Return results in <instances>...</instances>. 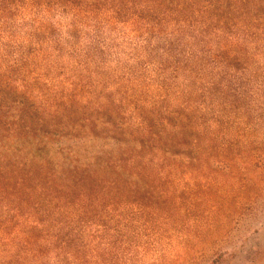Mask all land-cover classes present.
I'll use <instances>...</instances> for the list:
<instances>
[{"label": "rangeland", "instance_id": "obj_1", "mask_svg": "<svg viewBox=\"0 0 264 264\" xmlns=\"http://www.w3.org/2000/svg\"><path fill=\"white\" fill-rule=\"evenodd\" d=\"M1 8L0 76L20 91L51 110L113 107L135 126L148 112L184 114L228 165L164 178L144 207L118 205L91 228L87 251L33 252L30 224L1 220L0 264H264L263 36L135 16L106 0ZM228 39L247 61L224 58Z\"/></svg>", "mask_w": 264, "mask_h": 264}, {"label": "trees", "instance_id": "obj_2", "mask_svg": "<svg viewBox=\"0 0 264 264\" xmlns=\"http://www.w3.org/2000/svg\"><path fill=\"white\" fill-rule=\"evenodd\" d=\"M48 1L74 0L33 4ZM106 1L135 16L264 37V0ZM228 40L224 58L247 61V53ZM37 100L0 76V235L1 220L28 222L33 252L47 243L60 252L87 251L95 238L91 228L110 219L118 205L144 207L148 196L157 199L164 178L228 165L224 152H211L194 118L184 114L148 112L135 126L113 107L51 110Z\"/></svg>", "mask_w": 264, "mask_h": 264}]
</instances>
